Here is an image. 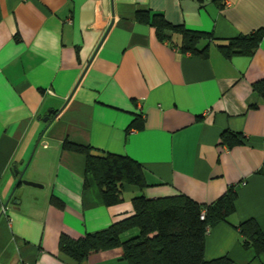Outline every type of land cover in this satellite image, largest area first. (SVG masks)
<instances>
[{
  "label": "crops",
  "instance_id": "obj_1",
  "mask_svg": "<svg viewBox=\"0 0 264 264\" xmlns=\"http://www.w3.org/2000/svg\"><path fill=\"white\" fill-rule=\"evenodd\" d=\"M138 11L219 40L264 27V0H0V264H127L121 248L76 263L59 237L133 215L136 195L208 204L230 186L235 212L209 229L204 258L264 264L237 228L253 218L264 233V101L252 89L264 78V36L252 55L230 57L203 40L204 58L180 51L178 36L158 39ZM225 131L245 143H220ZM65 139L138 161L147 186L125 183L105 205ZM26 163L23 178L41 186L20 183L7 203Z\"/></svg>",
  "mask_w": 264,
  "mask_h": 264
},
{
  "label": "trees",
  "instance_id": "obj_2",
  "mask_svg": "<svg viewBox=\"0 0 264 264\" xmlns=\"http://www.w3.org/2000/svg\"><path fill=\"white\" fill-rule=\"evenodd\" d=\"M136 18L153 26L158 39L175 42L173 38L178 36L180 51L204 58L208 54L209 43L200 47L203 40L215 43L222 55L230 57L234 54L252 55L264 36V27H260L249 34L219 40L210 32L172 24L161 13L138 11ZM252 89L264 101V78L253 82ZM251 107H256V104ZM140 115L131 124L139 129L142 128ZM220 143L232 147L245 143V138L242 134L225 131L221 134ZM61 147L84 155L85 173L94 179L105 205L121 201L125 183L140 189L147 186L143 166L129 156L94 151L90 146L67 139ZM236 198L235 186L228 187L208 204L196 202L180 193L156 198L136 195L132 198L133 215L78 239L62 233L58 246L76 263L91 253L121 248L122 258L127 264H230L231 260L225 256L206 260L204 241L213 225L228 221L235 212ZM52 201L59 202L54 197ZM237 228L244 247H252L256 254L264 252V233L253 218L240 222Z\"/></svg>",
  "mask_w": 264,
  "mask_h": 264
},
{
  "label": "water",
  "instance_id": "obj_3",
  "mask_svg": "<svg viewBox=\"0 0 264 264\" xmlns=\"http://www.w3.org/2000/svg\"><path fill=\"white\" fill-rule=\"evenodd\" d=\"M48 119H50L49 116L43 118L44 121H46V120H48ZM23 173H24L23 170L20 171V172H18V178H17V181H16V183H15V185H14V187H13V190H12L10 196H9V199L7 200V203H8V201L10 200L11 196L13 195L14 191L16 190L17 186H18L20 183H22V184H26V185H31V186H39V187L41 186L39 183H36V182H34V181L27 180V179L23 178ZM13 202H14L15 204H18V203H19V199H14ZM7 203H6V204H7Z\"/></svg>",
  "mask_w": 264,
  "mask_h": 264
},
{
  "label": "rangeland",
  "instance_id": "obj_4",
  "mask_svg": "<svg viewBox=\"0 0 264 264\" xmlns=\"http://www.w3.org/2000/svg\"><path fill=\"white\" fill-rule=\"evenodd\" d=\"M32 151H34V146H33V148H32V150H31V152H30V154H29V158H28V160H27V163L30 161V158H31V156H32ZM27 163H26V165L23 167V171L25 172V170L27 169ZM26 179V178H25ZM28 180V179H27ZM18 192L16 191V194H17Z\"/></svg>",
  "mask_w": 264,
  "mask_h": 264
},
{
  "label": "built area",
  "instance_id": "obj_5",
  "mask_svg": "<svg viewBox=\"0 0 264 264\" xmlns=\"http://www.w3.org/2000/svg\"><path fill=\"white\" fill-rule=\"evenodd\" d=\"M2 211H3V212L5 211V206H4V208L2 209ZM201 218H203V215H201Z\"/></svg>",
  "mask_w": 264,
  "mask_h": 264
}]
</instances>
